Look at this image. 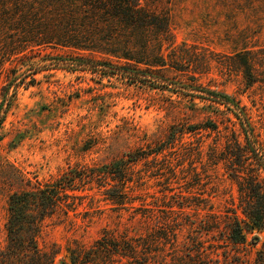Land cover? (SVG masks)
<instances>
[{"label":"trees","instance_id":"trees-1","mask_svg":"<svg viewBox=\"0 0 264 264\" xmlns=\"http://www.w3.org/2000/svg\"><path fill=\"white\" fill-rule=\"evenodd\" d=\"M173 2L0 0V81L9 71L0 111L10 92L16 93L25 83L30 70L37 71L35 62L17 71L19 62L31 56L72 67L117 68L147 76L170 66L166 48L175 42ZM57 49H68L75 57H49L55 56ZM229 59L238 65L247 87L259 81L252 51L236 52ZM199 90L229 108L235 107L233 112L241 119V131L226 127L227 133L221 135L224 141H214L208 157L210 165H224L227 177L237 187V201L233 197L223 212L213 210L212 194L198 196L192 191L204 184L196 166L192 167L193 181L185 180L190 184L189 194H172L179 182L177 169L184 171L185 161L191 166L202 162L204 142L184 141L186 134L222 133L213 120L173 124L165 137L148 149L124 153L82 173L68 170L44 184L29 181L26 187L13 191L8 199L6 244L0 242V264H55L58 249H43L39 244L43 224L59 211L68 214L75 204L70 201L71 192L87 189L92 181L113 208L143 221L145 230L132 235L120 231L119 226L105 228L91 246L74 240L67 246L63 264H264V241L258 234L264 232V147L234 98L219 91ZM141 162L151 163L150 169L144 172L138 167ZM155 174H167L162 197L136 193L137 187L147 189L146 176ZM184 230L191 237L183 238ZM259 243L252 257L249 246Z\"/></svg>","mask_w":264,"mask_h":264},{"label":"rangeland","instance_id":"rangeland-1","mask_svg":"<svg viewBox=\"0 0 264 264\" xmlns=\"http://www.w3.org/2000/svg\"><path fill=\"white\" fill-rule=\"evenodd\" d=\"M171 10L175 42L166 48L171 65L148 76L117 68L55 64L41 56L19 62L17 71L34 62L38 68L30 70L16 93L10 92L0 111L2 245L6 244L8 199L13 191L26 187L29 181L44 184L68 170L82 173L124 153L148 149L164 138L173 124L213 120L222 133L186 134L184 141L204 142L202 162L191 166L185 161L184 171L177 169L179 182L172 194H189L186 181H193L192 167L196 166L204 184L192 191L198 196L212 194L213 210L223 212L233 197L237 201V187L227 177L224 165H210L208 157L214 141H224L221 135L227 133L226 127L241 131V119L234 114L235 107L229 108L199 89L234 98L264 147V0H174ZM245 50L252 51L259 74V81L250 87L238 65L229 59ZM53 53L55 56L49 57H75L68 49ZM8 72L0 81V104ZM138 167L146 172L151 163L141 162ZM166 175L146 176L149 187H137L136 193L162 197ZM71 193L74 208L68 214L59 211L48 218L39 237L41 248L58 249L55 264H63L69 243L77 240L91 246L105 228L119 226L120 231L132 235L145 230L143 221L113 208L95 181L87 189ZM258 234L264 241V232ZM182 237H191L190 232L184 230ZM260 245L249 246L252 257Z\"/></svg>","mask_w":264,"mask_h":264}]
</instances>
